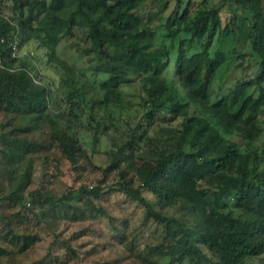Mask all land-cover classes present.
Instances as JSON below:
<instances>
[{
	"label": "trees",
	"instance_id": "obj_1",
	"mask_svg": "<svg viewBox=\"0 0 264 264\" xmlns=\"http://www.w3.org/2000/svg\"><path fill=\"white\" fill-rule=\"evenodd\" d=\"M147 1L0 0V105L9 115L0 130L8 177L1 200L21 211L30 200L38 210L61 204L71 221L82 219L87 208L108 216L94 203L102 195L100 186L70 187L56 196L32 185L30 164L23 171L17 166L36 151L48 152L49 141L75 164L85 153L74 132L76 121L82 116L94 120L96 132L107 121L121 122L127 125L126 139L107 152L108 170H119L116 190L140 201L146 218L162 232L161 241L143 250L134 238L122 237L134 257L140 253L143 264H264V126L259 117L264 110V0H222L226 23L218 7L203 2L191 8L186 0L182 10L178 4L151 32L142 26ZM238 11L246 13L243 28L229 22ZM78 28L86 44L78 45L79 54L69 61L59 46ZM240 34L244 52L221 45ZM18 35L23 44L44 48L53 73L69 86L61 113L55 112V101L50 103L49 89L27 70L30 60L22 63L25 69L14 67ZM155 37L162 39L159 45ZM236 53L239 75L222 74L229 55ZM78 58L86 66L77 67ZM198 60L201 70L191 78ZM167 72L179 83L169 82ZM136 78L142 95L133 109L122 86ZM95 106L103 115L93 112ZM163 126L170 135L167 145L148 167L136 169L130 159L144 151L145 136ZM43 134L48 139L39 141ZM9 215H1L0 260L26 254L40 240L27 218ZM72 248L69 242L76 254Z\"/></svg>",
	"mask_w": 264,
	"mask_h": 264
},
{
	"label": "rangeland",
	"instance_id": "obj_2",
	"mask_svg": "<svg viewBox=\"0 0 264 264\" xmlns=\"http://www.w3.org/2000/svg\"><path fill=\"white\" fill-rule=\"evenodd\" d=\"M203 2H207L209 6L218 7L221 11V17L224 21L226 20L227 5L222 3V0H191V8ZM178 4L179 9L182 10L186 0L181 2L179 0H148L142 7V26L151 32V27L164 22L166 16ZM233 20L240 28L247 25L245 12L238 11L230 17L229 22L232 23ZM85 35L83 29H75L74 34L64 38L60 44L59 51L61 54L72 61L73 57L79 54L78 45L84 46L86 44ZM16 39L18 62L14 67L25 69L26 66L22 63H27L26 61L30 60L32 67L27 68V70L36 82L49 89L50 103L55 101L56 103L53 105L55 112L61 113L67 107L64 96L69 98V86L63 84L60 78L53 73L44 48L38 47L36 43L23 44L19 35ZM154 40V45H159L162 39L155 37ZM221 45H224L229 52L235 50L238 53L247 49L241 34L233 35L231 40L225 39ZM237 53L229 55V63L222 74L239 75L241 68H236L239 62ZM246 59L248 63L250 58L247 57ZM76 65L77 67L86 66L85 59L78 58ZM200 70V61L198 60L196 70L192 72L191 78L196 79ZM164 76L169 82L179 83L177 75L167 72ZM122 87L126 99L130 101V106L134 109V104L141 100L142 95L139 78L124 81ZM93 91L96 90L93 89ZM93 112L103 115V111L98 106H95ZM259 117L264 126V110L261 111ZM8 120V113L0 105V130ZM115 123L112 124L107 121L104 128L102 127L99 132H96V122L87 120L86 116H82L79 121L75 122L74 132L81 140L85 150L83 156L79 157L75 164L70 163L66 158H62V153L57 150L56 145H49V141L50 149L48 152L36 151L31 154L32 156L30 155V159L19 163L17 166L18 171H23L26 163L30 164L33 176L32 185L44 186L56 196L63 195L70 187L78 188L85 185L92 188L100 186L103 189L102 195L100 198L94 199V203L96 206L105 208L108 216L97 212L96 208H87L86 215L82 219L71 221L68 210L61 204H52L51 202L44 210H38L36 202L30 200L27 203V208L21 211L17 205L1 200L0 197V225H3L1 215L4 213L8 216H10L9 214L24 216L27 218L30 231L40 236V240L26 254L12 256L10 260L3 258L0 260V264H33L39 260H42L41 264H143L137 257L140 253H136L134 257L120 239L122 237L134 238L137 249L143 250L149 243L155 244L161 241V226L154 220L146 218L145 208L140 201L116 190L114 186L120 174L119 170H108L110 158L107 152L112 147L117 148L121 145L123 139H126L124 132L127 130V125L124 126L125 124L121 122ZM169 136L165 126L157 130L152 129L151 134L148 137L145 136L144 151H139L138 155L130 159L131 163L134 161V167L136 169L148 167L151 164L152 156L159 151L161 146L167 145ZM262 138L264 140V134ZM38 139L45 141L48 138L47 135L43 134ZM4 168L5 162L0 143V195L8 188V177L4 174ZM131 174L137 175L133 170H130ZM147 195L148 192L145 191V196ZM85 201L87 199L83 197L82 202ZM88 206L90 207V205ZM41 212L43 214H40ZM71 235L76 237L70 238ZM69 242L72 243V249L76 251V254L68 249Z\"/></svg>",
	"mask_w": 264,
	"mask_h": 264
},
{
	"label": "built area",
	"instance_id": "obj_3",
	"mask_svg": "<svg viewBox=\"0 0 264 264\" xmlns=\"http://www.w3.org/2000/svg\"><path fill=\"white\" fill-rule=\"evenodd\" d=\"M16 39V38H15ZM16 42H17V39L15 40V42H14V46H13V56L14 57H17V51H18V49L16 48ZM0 65H2V59L0 58Z\"/></svg>",
	"mask_w": 264,
	"mask_h": 264
}]
</instances>
